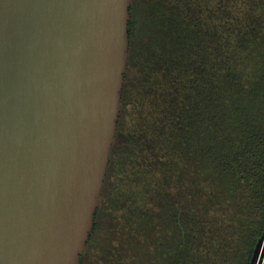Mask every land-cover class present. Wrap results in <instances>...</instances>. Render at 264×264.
<instances>
[{"label": "trees", "instance_id": "16d2710c", "mask_svg": "<svg viewBox=\"0 0 264 264\" xmlns=\"http://www.w3.org/2000/svg\"><path fill=\"white\" fill-rule=\"evenodd\" d=\"M80 264H250L264 234V0H132Z\"/></svg>", "mask_w": 264, "mask_h": 264}, {"label": "water", "instance_id": "95a60500", "mask_svg": "<svg viewBox=\"0 0 264 264\" xmlns=\"http://www.w3.org/2000/svg\"><path fill=\"white\" fill-rule=\"evenodd\" d=\"M132 0H0V264H80L114 142ZM250 264H264V234Z\"/></svg>", "mask_w": 264, "mask_h": 264}]
</instances>
